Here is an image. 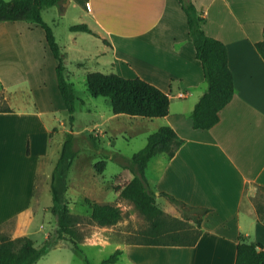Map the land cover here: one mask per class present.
I'll list each match as a JSON object with an SVG mask.
<instances>
[{
    "label": "crops",
    "instance_id": "obj_1",
    "mask_svg": "<svg viewBox=\"0 0 264 264\" xmlns=\"http://www.w3.org/2000/svg\"><path fill=\"white\" fill-rule=\"evenodd\" d=\"M193 2L205 16V32L226 44L234 78L232 99L220 111V120L207 129L193 126L192 111L207 82L179 0H62L51 7L62 17L72 8L79 11L78 21L68 24L63 44L56 36L72 67L67 77L78 70L86 79L92 71L139 76L169 94L166 115L130 116L155 124L147 138L169 125L184 139L173 155L152 157L147 180L158 193L210 208L194 245L130 244L115 249L122 250L121 256L129 249H149L154 261L164 264H235L240 236L264 247V208L258 211L250 196L257 187L264 189V57L256 47L264 39V0ZM77 23H87L94 33L70 30ZM14 27L25 32L20 39L10 37ZM25 35L41 46L43 56L34 55L36 61L21 68L17 44L26 42ZM8 57L10 62L5 61ZM57 63L39 23L0 21V242L29 236L35 245L38 240L44 243L56 227L50 216L52 201L44 202L43 193L36 192L41 161L50 151L56 126L47 121L49 114V120L58 121L55 111L66 109ZM22 78H32L37 85L32 106L11 104L10 88ZM5 105L11 111L2 110ZM132 176L130 172L129 179Z\"/></svg>",
    "mask_w": 264,
    "mask_h": 264
},
{
    "label": "trees",
    "instance_id": "obj_2",
    "mask_svg": "<svg viewBox=\"0 0 264 264\" xmlns=\"http://www.w3.org/2000/svg\"><path fill=\"white\" fill-rule=\"evenodd\" d=\"M62 0H0V21L26 20L39 23L45 30L46 39L54 57L58 60L56 75L58 88L66 110L70 125L75 120L76 101L78 96L73 82L68 80L66 66V52L59 44L52 26L43 18V10L60 3ZM188 18V32L196 48V54L201 61L207 90L196 103L193 111V126L207 129L220 120V111L230 102L234 95V78L228 65V51L226 44L209 34L203 28L205 16L198 10L193 0H179ZM72 31H86L94 33L87 23H77L70 26ZM256 47L264 57V39L256 42ZM87 88L93 96L107 97L114 113H125L144 117H160L169 111V94L159 87L149 83L139 76L125 77L118 73H103L92 71L87 74ZM4 111H11L7 105ZM67 130L62 143L59 158L51 174L50 190L52 196L51 211L57 223V235L67 237L72 243L77 238L75 229L78 216L69 208L67 191L69 188V170L78 154L74 142V132ZM182 139L175 129L169 125H162L149 134L146 145L131 157L122 158V167L132 173L120 189L121 197L132 201L135 207L147 219L156 222L162 213L157 205L158 196L166 197L174 204L183 218L196 223L198 231L191 241L181 238L180 233L167 234L163 240L158 239L160 233L151 231L152 237L144 241L147 245H194L200 235L204 215L210 208L192 206L174 195L161 191L157 193L150 187L145 171L148 162L161 152L173 155L182 145ZM96 145V143H94ZM106 160L97 163L102 171ZM91 220L99 226H110L123 217L119 205L94 201L91 203ZM261 207H258V211ZM261 220V217H260ZM51 246L49 238L38 247L29 236H20L0 242V264H34L44 256ZM122 250L117 248L114 253L103 260V263H114L119 259ZM235 264H264V247L255 240L239 237Z\"/></svg>",
    "mask_w": 264,
    "mask_h": 264
},
{
    "label": "rangeland",
    "instance_id": "obj_3",
    "mask_svg": "<svg viewBox=\"0 0 264 264\" xmlns=\"http://www.w3.org/2000/svg\"><path fill=\"white\" fill-rule=\"evenodd\" d=\"M55 8H45L43 16L52 26L59 42L63 44L66 34L69 32L68 24L78 21L79 11L72 8L62 17ZM24 34L25 32L14 27L10 37L16 40ZM27 36L29 35H25L23 38L26 42L22 45L17 44L18 61L21 63L19 65L21 68L31 66L36 61L34 55L43 56L41 46H38L34 40ZM10 60L12 57H8L5 61L10 62ZM66 66L72 68L67 61ZM68 78L74 81L78 96L74 113L75 120L71 126L65 108L55 111L54 114L58 121L49 120L51 117L49 114L47 121L56 123V126L53 128L50 151L47 157L41 161L36 193H43L44 202L52 201L51 174L59 158L65 132L73 129L78 154L69 170L67 197L69 208L74 213L77 212L78 221L75 229L78 236L74 243L67 237H59L56 223V227L49 236L51 246L48 252L34 264H164L157 260L154 261L150 250L145 248L136 251L129 249V252L122 256L120 254L119 260L116 262L103 263L105 258L114 253L116 246L147 245L144 244V241L149 240L153 236L152 233L157 230L160 233L158 238L160 240H163L167 234L180 233L181 238L186 241L193 240L198 231L196 223L183 218L179 209L164 196L157 198V205L162 213L154 222L141 214L132 201L120 195L121 187L126 184L130 176V172L122 167V158L131 157L146 145V135L156 127L155 124L149 121L151 119H143V121L130 119V116L134 115L125 113L114 115L118 117L107 120L109 115L114 114L110 108L109 100L107 97L93 96L90 93L86 84V74L79 70L71 71V74L68 72ZM31 79L22 78L23 82L20 81V84L10 88L9 95L13 106L18 107L24 103L33 105L32 91L35 92L38 89L37 85L32 84ZM3 93L0 83V94L3 96ZM62 121H66V123H62ZM95 130H100L102 136ZM101 160H106V166L102 171L97 167V163ZM250 196L257 207L264 208L263 188L257 187ZM94 201L119 205L123 211V217L110 226L97 225L90 216L91 203ZM50 216L55 220L53 214ZM36 245L42 246V240H38Z\"/></svg>",
    "mask_w": 264,
    "mask_h": 264
},
{
    "label": "built area",
    "instance_id": "obj_4",
    "mask_svg": "<svg viewBox=\"0 0 264 264\" xmlns=\"http://www.w3.org/2000/svg\"><path fill=\"white\" fill-rule=\"evenodd\" d=\"M183 94V93H182Z\"/></svg>",
    "mask_w": 264,
    "mask_h": 264
},
{
    "label": "water",
    "instance_id": "obj_5",
    "mask_svg": "<svg viewBox=\"0 0 264 264\" xmlns=\"http://www.w3.org/2000/svg\"><path fill=\"white\" fill-rule=\"evenodd\" d=\"M158 193V192H157Z\"/></svg>",
    "mask_w": 264,
    "mask_h": 264
}]
</instances>
